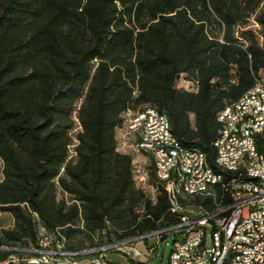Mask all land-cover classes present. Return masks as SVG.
Returning <instances> with one entry per match:
<instances>
[{
  "label": "trees",
  "instance_id": "16d2710c",
  "mask_svg": "<svg viewBox=\"0 0 264 264\" xmlns=\"http://www.w3.org/2000/svg\"><path fill=\"white\" fill-rule=\"evenodd\" d=\"M263 75L264 0H0V209L15 219L0 264H31L37 219L75 251L175 224L164 187L154 176L147 197L118 150L125 112L167 114L213 162L222 110ZM79 233L87 247L67 243Z\"/></svg>",
  "mask_w": 264,
  "mask_h": 264
},
{
  "label": "built area",
  "instance_id": "2783aa9c",
  "mask_svg": "<svg viewBox=\"0 0 264 264\" xmlns=\"http://www.w3.org/2000/svg\"><path fill=\"white\" fill-rule=\"evenodd\" d=\"M249 99H258L259 109L263 107L264 89L261 84L255 82L250 88ZM238 110L234 120L228 121L230 139H233ZM221 116L227 118L226 107L222 110ZM134 117H142V126L149 128L158 126L159 121L148 112L138 113V110H128L129 124ZM249 119V115H248ZM123 128L122 146L132 147L137 152L146 153L151 162V167L155 168V176L165 174L164 153H173V181H178L181 176L176 174V161L178 152L182 151L177 144H172L170 137L165 135V141L161 147H148L145 143H125ZM257 132V131H254ZM157 135V133H153ZM264 140V134H260ZM227 148V145H226ZM151 150H158L161 154V162H153ZM247 158H256L251 144H246ZM214 160L219 163L218 158ZM185 164L188 169V180L186 186L200 185V195H205L207 202L217 197V190H224V194L231 196V204L219 209H210V212L196 210L187 212V209H178L176 202H171L169 198V188H164L171 203V211L179 213V220L166 228H162L151 233L139 236V238L161 237L168 233H174V244L170 253L168 264H264V190H260L262 177H244L241 171L231 172L230 184L209 185V174L200 170V158L193 153H186ZM141 179L146 186V171L141 174ZM184 187V190H185ZM154 198L157 196L154 193ZM225 210H232L230 224H223L222 214ZM133 239L121 240L110 243L102 248H88L83 250H71L65 247L64 239L57 238L52 233H44L43 225H40L38 245L36 247L24 249L30 253L27 258L31 264H113L108 260L104 251H118L128 253L132 249L130 242ZM135 256H141L140 249H134Z\"/></svg>",
  "mask_w": 264,
  "mask_h": 264
},
{
  "label": "bare ground",
  "instance_id": "6f19581e",
  "mask_svg": "<svg viewBox=\"0 0 264 264\" xmlns=\"http://www.w3.org/2000/svg\"><path fill=\"white\" fill-rule=\"evenodd\" d=\"M256 82L261 84V89H264V79H258ZM249 93L250 89L237 101L226 107L227 118L220 115V120L224 123V130L214 143L219 163L215 160L211 162L209 156L200 149L183 146L172 132L167 114L150 108V113L159 121L160 132H158V126H151V131L142 126V117H134L126 125L128 111L125 112L124 121L118 129L123 131L122 126H126L124 133L126 141L134 138L136 142L145 143L148 147H161L166 135L170 137L172 144H177L181 148L182 151L178 152L176 161V174H179L181 178L178 181H173V153H164L165 174L155 176L160 185L169 188L170 201L176 202L178 209H187V212L196 210L210 212V209H219L231 204V196L224 194V190H217V197H221L220 199L207 202L205 195L199 194L200 185L185 187L186 180H188V169L185 164L186 153H193L200 158V170L209 174V185H216L219 181L221 184H230L231 172L241 171L244 177L264 176V140L260 135L264 134V100L262 109L255 113L257 112L258 99H249ZM238 110L240 112H238L233 139H230L227 120H234ZM146 112H148V108L138 111V113ZM153 133H157V135ZM246 144H251L254 149L256 157L254 162L252 158H247V152H244ZM151 158L153 162H161V154L158 150H151ZM260 190H264V181H260ZM231 219L232 210H225L222 214L223 224H230Z\"/></svg>",
  "mask_w": 264,
  "mask_h": 264
},
{
  "label": "rangeland",
  "instance_id": "374dc122",
  "mask_svg": "<svg viewBox=\"0 0 264 264\" xmlns=\"http://www.w3.org/2000/svg\"><path fill=\"white\" fill-rule=\"evenodd\" d=\"M250 23L252 24V26L254 28H256L257 30L260 29L259 25H257L255 23V21L253 19L250 20ZM264 76V75H263ZM262 76V77H263ZM264 79V77L262 78ZM186 87H189V85H185ZM74 120H75V124H74V129L72 130L73 136L75 137L76 134L82 129L79 119L77 118V115L75 113L74 115ZM123 133V131H122ZM125 139V138H124ZM76 142L77 140H74V143L71 145V149H70V155L75 156V146H76ZM125 143H134L136 142L134 138H131L130 141H126V139L124 140ZM122 153H128L130 155H132L133 157V177L136 183V186L140 189H142L146 196L149 197L151 200H153L154 202L156 201V199L154 198L153 195V191H152V187H154V193L156 196V181H155V174L153 175V170L151 167V162L149 160V157L147 156L146 153L143 152H137L135 149H133L132 147H124L122 146ZM144 171H146V180H148V184L146 186H144L142 179H141V174L144 173ZM4 180V162L2 160V158L0 157V182H2ZM59 197H61L63 194L66 198H68V200H70L69 198V194H65L63 193V191L59 188ZM38 224V231L40 230V221L39 219H37ZM78 226H80L82 228L83 226V222L79 221L78 222ZM15 228V219L14 217L8 213V212H4L0 209V237L3 236V230L4 229H13ZM43 231L44 233H50L49 231H47V229L43 226ZM129 239H133L132 242H130V246L132 247V249H129L127 256H131V253L134 252V249H141L146 250L147 248L143 247L144 245H147V242L150 240H155V243L157 244V248L155 249V256L154 257H148L145 254H143L142 256L139 257L140 260L144 259V261L147 262V264H168L169 263V259H170V253L171 250L173 248V244H174V233H168L165 238L163 240H160V237H150V238H139V236H135V237H129L126 238V240ZM67 243L73 244L78 248H82V247H87L89 245V241L86 239L85 235L83 233H79L78 235H76L75 237H73L71 240L67 239ZM19 246H21V244H18ZM5 247V246H4ZM18 247V246H17ZM148 247V246H147ZM6 249V248H4ZM20 250V248H18ZM153 250V252L155 251ZM118 252V251H115ZM21 254H17L14 256V258L18 259V258H24V256H26L25 253L20 252ZM109 253H114V252H109ZM135 255V254H134ZM132 255V256H134ZM135 257V256H134Z\"/></svg>",
  "mask_w": 264,
  "mask_h": 264
},
{
  "label": "crops",
  "instance_id": "0c3cea01",
  "mask_svg": "<svg viewBox=\"0 0 264 264\" xmlns=\"http://www.w3.org/2000/svg\"><path fill=\"white\" fill-rule=\"evenodd\" d=\"M121 135H123L122 131L120 129H117V136L116 137H117V141H118V150L119 151H122L121 145L123 144ZM143 247L144 248L146 247L147 249L144 250V252H143V250L140 249L142 251V255L145 254L148 257H154L155 256V252H156L155 249L157 248V244L155 243V240H152V241L149 240L147 242V245H144ZM153 250H155V251L153 252ZM104 255L113 264H133L131 261L132 259H134L135 261L146 262V261H144V259L140 260L139 259L140 256H135L134 252L131 253V256H127V253H123V252H114V253L106 252V253H104ZM132 255H134L135 257Z\"/></svg>",
  "mask_w": 264,
  "mask_h": 264
}]
</instances>
